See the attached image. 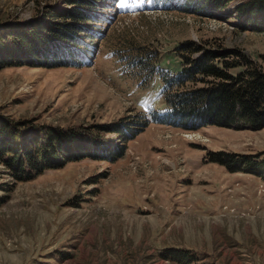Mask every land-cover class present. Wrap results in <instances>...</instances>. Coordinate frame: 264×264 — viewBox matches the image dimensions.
I'll list each match as a JSON object with an SVG mask.
<instances>
[{"label": "rangeland", "instance_id": "obj_1", "mask_svg": "<svg viewBox=\"0 0 264 264\" xmlns=\"http://www.w3.org/2000/svg\"><path fill=\"white\" fill-rule=\"evenodd\" d=\"M82 2L0 0V123L17 143L49 126L83 147L26 180L0 159V264H264V109L259 126L213 124L206 102L198 122L145 115L206 52L227 55L213 64L231 76L264 72V0ZM73 43L88 62L71 61Z\"/></svg>", "mask_w": 264, "mask_h": 264}, {"label": "trees", "instance_id": "obj_2", "mask_svg": "<svg viewBox=\"0 0 264 264\" xmlns=\"http://www.w3.org/2000/svg\"><path fill=\"white\" fill-rule=\"evenodd\" d=\"M80 1H83L82 3L85 4L84 0ZM187 1L188 0H185L184 6L188 3ZM97 21L100 20L98 19ZM86 22L89 23V21ZM42 30L49 34L51 33L52 28L49 26L47 29V27L44 26ZM63 31H65V29H63ZM75 31L76 30L73 32ZM91 31L93 33H98L95 30ZM93 33L89 32L87 37H94L95 34ZM43 41L46 42L44 39ZM71 41L72 37L70 40L64 41V43H62L63 48L68 47L69 43H72ZM85 47L86 46L82 45L80 48L78 45H76V43H73V45L69 47L74 48L75 52L74 55L70 57L71 61L75 63L84 62L85 59L83 54L86 53ZM182 49H186L188 56H185V58L190 60L189 55L193 53V45H184ZM90 53L91 52L89 51L87 54ZM206 53L208 54L202 57V59L193 67L194 69H184L183 63V66L179 68L180 70H178L176 74H172V78L167 83L165 82L162 94H164V100L167 105L166 107L168 108V117H171L174 122H198L199 119L202 118L201 111L203 112L205 110L203 108L195 110L194 108L196 106L203 105L206 102V105L209 104V111H214L213 119L210 121L213 124H228L239 119L243 120L246 124L253 126H259L262 124L261 110L264 109V72H262L261 69H257L251 65V70L244 71L242 74H237L236 76H231L213 64L217 58H222L227 55H225L223 52L219 53L217 51H210ZM239 57L242 58V55L240 54ZM221 62L225 68V65L227 64L226 60H221ZM229 64L232 65L233 61ZM195 74H198L200 78H196ZM207 77L216 79V81L209 82L210 87L208 88L210 89L195 88L190 91H180V93L176 92V95H167V90L170 86H177L181 83H184L186 80L191 81L194 84H198L200 82L206 81ZM167 98L171 99L169 100V104ZM206 116L209 117V115ZM208 120L210 119L208 118ZM7 127L8 126L5 124L0 123V141H2L0 143V159L1 161L5 162L7 167L14 168L12 170V175L17 180L30 179L45 168L52 166V160L54 158L57 159L58 148L62 149L69 144L70 146L73 145L76 148L83 149L80 139V143H72L67 139L64 140V142H60V133H63L64 130L58 129L56 127L47 126V129L44 128L43 131H39V133L42 135H34L35 139L37 140H35L34 143L30 145H25L22 142L17 143V141L22 137L20 136L21 133L19 132L16 136L15 134H17V132L9 134ZM77 135L78 133H75L72 137H77ZM8 136L10 140L7 139L6 142H3L6 138H8ZM18 136L20 137L18 138ZM74 140L76 141V139H73V141ZM11 146L14 147V152L20 149L19 147L22 149L17 151L15 155L6 157L4 150L6 147ZM39 148L41 149L39 150ZM222 155L224 158H231V156H228L227 154L222 153ZM234 162L235 159L233 158L231 163ZM254 164L255 163L251 164L249 161L245 162V165L248 166H253Z\"/></svg>", "mask_w": 264, "mask_h": 264}]
</instances>
